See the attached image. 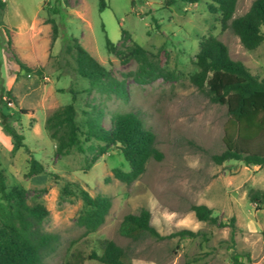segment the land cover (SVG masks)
Returning a JSON list of instances; mask_svg holds the SVG:
<instances>
[{
  "label": "rangeland",
  "instance_id": "1",
  "mask_svg": "<svg viewBox=\"0 0 264 264\" xmlns=\"http://www.w3.org/2000/svg\"><path fill=\"white\" fill-rule=\"evenodd\" d=\"M103 1L99 8V0H6L2 15L8 33L0 27V108L10 125L19 123L24 146L11 150V137L0 125V168L6 187L22 186L28 202H40L48 210L41 225L57 239L40 264L68 259L102 264L86 256L96 247V238L112 239L133 264H230L227 241H221L228 239L229 226L197 219L192 203H204L218 220L233 217L234 249L247 251L251 262L264 264V200L256 205L247 195L250 188L264 190V164L245 165L231 158L213 161L211 155L224 146L229 115L224 104L210 101L189 79L202 35L213 34L231 58L257 75L264 74V38L254 48H244L229 26H222L217 14L206 9V0ZM250 1L236 0L233 15L244 12ZM22 18L28 31L18 32ZM121 30L126 32L122 38ZM69 36L113 78L123 81L124 98L88 86L64 49ZM105 36L119 47L132 40L151 51L169 77L136 81V60L120 61L106 51ZM12 52L28 70L19 68ZM71 98L76 119L83 109L95 111L104 126L115 112L137 110L153 132L161 158H149L142 173L124 183L111 173L112 167L128 169L113 145L88 166L86 160L94 151L88 146L100 142L81 139V150L71 146L65 153L56 152L45 119ZM30 155L43 165L37 176L26 173ZM79 188L110 197L104 219L93 231L75 221L82 209ZM139 207L148 209L149 221L161 238L119 233L122 216ZM178 228L203 232L205 239L200 234L169 235Z\"/></svg>",
  "mask_w": 264,
  "mask_h": 264
},
{
  "label": "trees",
  "instance_id": "2",
  "mask_svg": "<svg viewBox=\"0 0 264 264\" xmlns=\"http://www.w3.org/2000/svg\"><path fill=\"white\" fill-rule=\"evenodd\" d=\"M174 1V0H165ZM194 3L199 0H181ZM236 0H206V9L217 14L222 24L228 25L246 49L254 48L264 38V0H251L246 10L233 15ZM104 1L99 0V8ZM5 10V0H0V27L8 33L3 25L2 15ZM126 32L121 30V38ZM9 46V40L6 38ZM106 51L113 53L120 61L133 58L137 62L133 71L134 79L138 82L149 81L156 77H169L168 71L161 68L152 58V52L140 46L135 41L122 44L121 47L112 43L105 36ZM74 60L75 70L84 77L89 87H97L115 92L118 96H126L122 80L113 78L109 71L97 62L76 40L69 36L64 46ZM14 56L19 68L28 70ZM195 70L189 79L198 89L202 90L210 101L225 105L229 115L228 125L222 136L223 148L211 155L216 163L225 159H238L245 165L264 164V74L257 75L239 59L231 58L226 45L213 34L202 35L197 41L194 54ZM1 97V95H0ZM73 98V97H72ZM72 98L50 113L45 119L46 128L55 140V150L65 153L74 146L81 150L80 141L94 140L101 144L90 145L88 150H94L86 166L94 161L100 153L113 145L128 164L123 170L112 167L114 177L124 183H129L142 173L149 158L160 159L162 156L154 144L153 132L144 124L137 110L127 109L115 112L110 117L108 126L100 123L95 111L82 110V116L75 118L76 109ZM19 111H22L19 109ZM5 112L0 108V125L11 137V150L24 146L19 123L10 125L5 119ZM97 148V149H96ZM27 174L39 175L43 172L42 163L32 155L28 158ZM63 191L66 189L63 185ZM82 201V209L75 221L82 225L85 231H93L103 221L110 206V197L103 192L89 194L84 188L78 189ZM248 198L256 205L264 200V190L250 188ZM197 219L205 220L216 225H228L229 236L226 242L230 249V264H262L251 262L247 251L234 249L235 225L233 217L227 221L218 220L211 214V208L204 203H192ZM48 210L40 202H28L25 189L22 186L6 187L4 174L0 168V264H40L43 253L56 241L53 232L43 230L41 222ZM149 211L139 207L137 212L125 213L119 223L120 234L135 238L146 234L154 238L162 236L149 221ZM201 235L203 232L188 228H178L169 235L178 237ZM96 247L91 248L86 256L102 264H133L125 249L109 238H96ZM62 264H82L77 260L68 259Z\"/></svg>",
  "mask_w": 264,
  "mask_h": 264
},
{
  "label": "crops",
  "instance_id": "3",
  "mask_svg": "<svg viewBox=\"0 0 264 264\" xmlns=\"http://www.w3.org/2000/svg\"><path fill=\"white\" fill-rule=\"evenodd\" d=\"M5 8H6V0H5ZM5 11V10H4ZM34 16H36V15H34ZM34 16H32L31 17V19H30V21L31 22H33V18H34ZM27 23H26V21L22 18V22H20L19 23V28H18V32H23V31H28V27H27V25H26ZM18 65V64H17Z\"/></svg>",
  "mask_w": 264,
  "mask_h": 264
}]
</instances>
